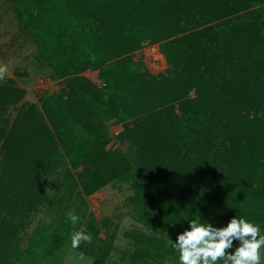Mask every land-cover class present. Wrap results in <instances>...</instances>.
I'll return each instance as SVG.
<instances>
[{"label":"trees","instance_id":"obj_1","mask_svg":"<svg viewBox=\"0 0 264 264\" xmlns=\"http://www.w3.org/2000/svg\"><path fill=\"white\" fill-rule=\"evenodd\" d=\"M10 1L62 87L2 119L0 264H62L74 231L91 236L74 249L104 263L112 222L86 198L115 184L164 237L198 215L264 225V0ZM145 44L159 45L164 74L132 60ZM24 97L0 83L1 112ZM42 210L50 220L21 249Z\"/></svg>","mask_w":264,"mask_h":264},{"label":"rangeland","instance_id":"obj_2","mask_svg":"<svg viewBox=\"0 0 264 264\" xmlns=\"http://www.w3.org/2000/svg\"><path fill=\"white\" fill-rule=\"evenodd\" d=\"M37 46L22 26L17 13L10 0H0V68L3 74L1 84L13 81L15 86L25 91L24 99L3 113L0 111V126L2 119L7 118L12 122L22 105L35 104L40 106L41 99L51 97L62 87V81L57 79L53 71L44 62L37 51ZM134 62H142L152 75L164 74L168 69L165 57L159 45L145 44L141 51L133 55ZM83 77L99 84L98 72L86 71ZM123 124L111 123L109 130L112 136H117L123 131ZM119 147V142L114 139L108 146ZM1 168V153H0ZM54 176V175H53ZM53 178H49L51 186ZM55 195L54 190H49ZM133 192L127 184L109 185L97 193L86 198L89 211L97 220L105 218L112 222V246L104 263H99L92 257H87L71 247L64 256L62 264H179L178 252L171 246L170 239L176 236L164 237L149 229L135 216L134 208L129 203ZM216 226L226 224L217 218H208ZM50 220L45 210L34 215L21 235L20 248L26 247L34 229L41 221ZM264 232V225H260ZM160 237L164 242L162 248L151 246L149 238ZM101 238H105L104 231ZM235 243V242H234ZM149 252L147 257H140V252ZM264 253V249L261 250ZM137 256V257H136ZM222 264V261L220 262ZM264 264V259H262Z\"/></svg>","mask_w":264,"mask_h":264},{"label":"clouds","instance_id":"obj_3","mask_svg":"<svg viewBox=\"0 0 264 264\" xmlns=\"http://www.w3.org/2000/svg\"><path fill=\"white\" fill-rule=\"evenodd\" d=\"M3 69L0 68V78ZM76 223L78 217L69 213ZM71 246L90 242L91 236L82 231L71 233ZM235 242V243H234ZM178 252L179 264H262L264 259V232L261 226L242 216H233L226 224L216 226L200 215L188 219V227L170 239Z\"/></svg>","mask_w":264,"mask_h":264}]
</instances>
